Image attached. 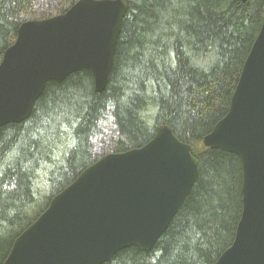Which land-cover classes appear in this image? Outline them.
Returning <instances> with one entry per match:
<instances>
[{"label":"trees","instance_id":"trees-1","mask_svg":"<svg viewBox=\"0 0 264 264\" xmlns=\"http://www.w3.org/2000/svg\"><path fill=\"white\" fill-rule=\"evenodd\" d=\"M77 0H46L44 19ZM113 65L101 92L83 69L47 82L30 116L0 127V264L14 239L101 155L91 139L108 107V152L150 140L159 125L192 146L197 179L150 251L129 246L102 264H214L240 218L237 155L202 138L227 112L264 17V0H126ZM35 0H0V60ZM107 153V152H106Z\"/></svg>","mask_w":264,"mask_h":264},{"label":"water","instance_id":"water-1","mask_svg":"<svg viewBox=\"0 0 264 264\" xmlns=\"http://www.w3.org/2000/svg\"><path fill=\"white\" fill-rule=\"evenodd\" d=\"M127 7L77 0L63 13L22 21L0 60V127L27 119L47 82L73 72L89 70L101 92ZM202 144L234 153L242 169L240 218L214 264H264V17L228 110ZM191 151L161 124L141 146L100 156L17 235L2 264H102L129 246L150 251L197 179Z\"/></svg>","mask_w":264,"mask_h":264},{"label":"rangeland","instance_id":"rangeland-1","mask_svg":"<svg viewBox=\"0 0 264 264\" xmlns=\"http://www.w3.org/2000/svg\"><path fill=\"white\" fill-rule=\"evenodd\" d=\"M47 5L46 0H35L33 11L23 14V20L44 14ZM116 135L117 130L114 123L112 108L108 107L103 117L98 122L97 130L91 139L90 151L94 155H101L108 152Z\"/></svg>","mask_w":264,"mask_h":264}]
</instances>
